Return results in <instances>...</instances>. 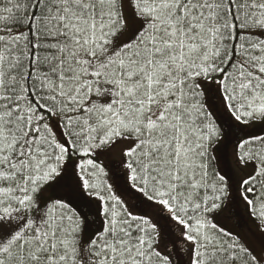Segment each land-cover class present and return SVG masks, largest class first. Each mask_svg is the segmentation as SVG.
<instances>
[{"label": "snow or ice", "instance_id": "obj_1", "mask_svg": "<svg viewBox=\"0 0 264 264\" xmlns=\"http://www.w3.org/2000/svg\"><path fill=\"white\" fill-rule=\"evenodd\" d=\"M0 264H264V0H0Z\"/></svg>", "mask_w": 264, "mask_h": 264}]
</instances>
